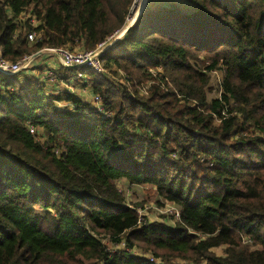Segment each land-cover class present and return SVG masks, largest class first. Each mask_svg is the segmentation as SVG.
Wrapping results in <instances>:
<instances>
[{
	"label": "trees",
	"instance_id": "obj_1",
	"mask_svg": "<svg viewBox=\"0 0 264 264\" xmlns=\"http://www.w3.org/2000/svg\"><path fill=\"white\" fill-rule=\"evenodd\" d=\"M188 1L149 2L105 51L104 68L123 82L56 68L64 81L81 71L105 113L67 88L49 93L36 74L0 71V264H165L135 247L264 264V0ZM133 2L0 0L1 55L94 49ZM28 13L42 24L20 18ZM216 70L220 92L209 97ZM120 182L151 185L180 217L142 221ZM220 245L223 255L211 252Z\"/></svg>",
	"mask_w": 264,
	"mask_h": 264
},
{
	"label": "built area",
	"instance_id": "obj_2",
	"mask_svg": "<svg viewBox=\"0 0 264 264\" xmlns=\"http://www.w3.org/2000/svg\"><path fill=\"white\" fill-rule=\"evenodd\" d=\"M151 1H160V0H148V3ZM143 2H144V0H134L133 4L131 6L130 15L127 18V22H128V20L131 22L136 17L135 15L137 14V11L139 10V8L142 6ZM148 3L144 4L142 11L145 9V7L147 6ZM134 7L136 10L132 11L134 9ZM132 12H135V13H133V15H131ZM29 16H30L29 13L25 14V15L22 14L20 18L23 20H27L28 18H30L31 25L33 26V28H36L37 26L42 24L41 20H39L38 18H36L34 16H31V17H29ZM139 17H140V15H139ZM40 30H41V28H40ZM40 30L38 31L37 29L36 30L34 29V30L30 31L27 34L29 41H31V42L36 41V39L39 37L38 35L40 34ZM118 32H119V30L115 31L113 33V35H111L107 39V41H104V42L98 44V46L94 49H90V50L79 49V48L70 49L68 47L60 46V47L51 48L54 50V52H46L43 54H47L48 56L51 55L54 57V59L55 58L59 59V64H62L63 66L68 67V68H72L73 66L78 67V68H81V67H89L90 68L91 67L94 70L106 73V71L104 70L103 61L101 60V56L103 54H96L95 51L98 50L99 48L103 47L105 44H107V42L110 39H112ZM44 48H50V47H44ZM44 48H41V49H44ZM43 54L37 55L35 57L34 53H33L30 55H24L23 57L19 58V60H17V61H11V60L3 57V55H1V47H0V69L2 68V69L9 71L11 73H17L20 70H24L25 73L27 72L26 74H36L35 73V67L38 64L36 61H38V59ZM56 68H57V66L52 67V66L46 64L43 66L42 70L39 71L40 73L36 74V75L41 77V79L43 80L44 84L46 85V89L49 93L60 92L63 89V88L59 87L58 84L64 80L59 75V73L56 71ZM83 76H84L83 73L80 71L78 73V75L74 76L73 78L68 79L65 82L67 84L71 81V79L73 80V79H77V78H82ZM89 91L91 93L92 99L90 101L89 100H87V101L90 102V104L94 105L99 111L105 113L104 106L101 103V96L97 93H94L92 90H90V88H89ZM57 103H60L62 106L67 104V102H63L61 100L57 101ZM30 131L32 134H35L36 128L34 126H31ZM165 208H166L165 210L171 211L177 217V219L180 217V211L172 202L166 203ZM140 209L141 208H137V212H139V215L141 217ZM120 246L123 247L124 243H121ZM148 257L150 260H152L156 263H160L153 256L149 255Z\"/></svg>",
	"mask_w": 264,
	"mask_h": 264
},
{
	"label": "rangeland",
	"instance_id": "obj_3",
	"mask_svg": "<svg viewBox=\"0 0 264 264\" xmlns=\"http://www.w3.org/2000/svg\"><path fill=\"white\" fill-rule=\"evenodd\" d=\"M173 1H175L177 4H179L184 10L189 9L190 8L189 5H191L188 0H173ZM135 10L136 9L134 7V9L132 11H135ZM133 13H135V12H132L131 15H133ZM129 23H130L129 20H128V22L126 21L125 26H127ZM125 26L123 28H125ZM122 29H120L119 32ZM75 48H79V47H75ZM79 49H82V48H79ZM49 57L52 58L53 56L50 55ZM46 58H48V56H46ZM55 61H56L55 62L56 66L58 67L59 61L57 59ZM47 62H50V61H47ZM47 65H49V64H47ZM104 70L110 76V78H112L113 80H116V81L118 80L119 82L124 81L123 77H122L123 76L122 71H120L119 74L117 75V74L110 72V70H107L105 68H104ZM20 71H22V70H20ZM153 71H155V70H153ZM38 73H40V72L37 71L36 74H38ZM212 74L213 75H212V79H211V85L213 86V90L209 93V97L216 96L217 94L219 95V92H220V87L217 83H218V80L222 76L221 71L216 70L215 72H212ZM58 85L61 88L66 87V88L70 89L72 93L73 92L77 93L83 99H87L89 101L92 99L89 88H88V86L84 85V83L82 82V79H73V80L71 79V81L67 84L65 81H62ZM147 86L149 87L150 83H144L143 84L142 91H140L141 94H143V95L148 94V92L145 91ZM57 105L62 106L60 103H57ZM118 186L120 187V189H122L124 195H126V201L129 204L131 203L134 206H136L137 208H141L140 212H141V220L142 221L154 220V221L168 222L170 224H175L177 217L171 211L165 210L166 209L165 205H166V203H169V202L163 201L161 198H159L154 187H152L151 185H148V184L147 185H133V184L127 185L124 182L118 183ZM158 198L160 199V202H158V200H159ZM103 242L107 245V248L109 250L113 251L117 247L115 244H111L109 242V240H107V239H103ZM241 243L244 245L250 246V241H248V240L244 241L243 238L241 240ZM225 248H226L225 245H220L218 247H213L211 249V252L214 253L215 255L220 256V255H223L225 253ZM133 251L136 253H139V254H144L147 257L149 255H151L155 259H157L160 263L162 262L165 264H167V262L169 264H209L207 259L203 258V257H200V259H197L194 256H187L184 258L181 256H168V255L166 256L164 254L162 256L158 257V256L154 255L151 251L144 252L142 249H140L138 247H135L133 249Z\"/></svg>",
	"mask_w": 264,
	"mask_h": 264
},
{
	"label": "water",
	"instance_id": "obj_4",
	"mask_svg": "<svg viewBox=\"0 0 264 264\" xmlns=\"http://www.w3.org/2000/svg\"><path fill=\"white\" fill-rule=\"evenodd\" d=\"M148 3V0H144L142 6L139 8V10L137 11V14L135 15L136 17L127 25L125 26V28H123L119 33H117V35H115L112 39H110L107 44H105L103 47L99 48L98 50H96V54H104L105 51H107L110 47L114 46L123 36L125 31L128 29L129 26H131L138 18L139 15L142 12L143 6L144 4ZM46 52H54L53 49L51 48H44V49H39L36 51V53H34V56L36 57L37 55L46 53ZM0 71H3L5 73H11L9 71H6L4 69H0Z\"/></svg>",
	"mask_w": 264,
	"mask_h": 264
},
{
	"label": "crops",
	"instance_id": "obj_5",
	"mask_svg": "<svg viewBox=\"0 0 264 264\" xmlns=\"http://www.w3.org/2000/svg\"><path fill=\"white\" fill-rule=\"evenodd\" d=\"M189 7L190 8H192L193 6L192 5H189ZM46 56H48L47 54H43L39 59H38V61H36L38 64H37V66L35 67V71L37 72H39V71H41L42 70V68H43V66L44 65H46V64H49L50 66H52V67H54V66H56V59L57 58H55L54 59V57L53 58H50L49 56H48V58H46ZM58 61H59V59H57ZM47 61H50V62H47ZM34 72V71H33ZM35 72V73H36ZM27 73V72H26ZM87 100V99H86Z\"/></svg>",
	"mask_w": 264,
	"mask_h": 264
}]
</instances>
